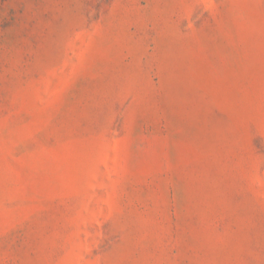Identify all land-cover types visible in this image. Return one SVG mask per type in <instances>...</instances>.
<instances>
[{
    "label": "rangeland",
    "instance_id": "rangeland-1",
    "mask_svg": "<svg viewBox=\"0 0 264 264\" xmlns=\"http://www.w3.org/2000/svg\"><path fill=\"white\" fill-rule=\"evenodd\" d=\"M0 264H264V0H0Z\"/></svg>",
    "mask_w": 264,
    "mask_h": 264
}]
</instances>
